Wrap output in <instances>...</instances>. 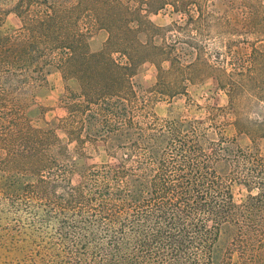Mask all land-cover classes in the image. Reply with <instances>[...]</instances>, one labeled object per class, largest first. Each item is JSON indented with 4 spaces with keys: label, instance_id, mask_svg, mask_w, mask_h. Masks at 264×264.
I'll return each instance as SVG.
<instances>
[{
    "label": "trees",
    "instance_id": "obj_1",
    "mask_svg": "<svg viewBox=\"0 0 264 264\" xmlns=\"http://www.w3.org/2000/svg\"><path fill=\"white\" fill-rule=\"evenodd\" d=\"M2 1L0 26L14 12L21 34H0V264H264V155L213 123L158 117L132 82L142 63L156 64L149 15L200 0ZM96 28L108 37L92 50ZM51 53L79 91L61 123L38 128L18 94ZM57 129L78 144L103 140L114 162L72 183ZM234 183L248 192L241 202Z\"/></svg>",
    "mask_w": 264,
    "mask_h": 264
},
{
    "label": "rangeland",
    "instance_id": "obj_2",
    "mask_svg": "<svg viewBox=\"0 0 264 264\" xmlns=\"http://www.w3.org/2000/svg\"><path fill=\"white\" fill-rule=\"evenodd\" d=\"M14 1L2 2L10 6ZM149 19L157 26L153 41L158 47L150 53L156 64L142 63L132 78L135 88H146L145 94L151 96L147 110L175 121L213 123L235 145L243 149L254 145L264 155V0H200L199 7L178 12L167 7ZM0 34H21V21L14 12L4 16ZM107 37L105 29H93L90 48H101ZM53 56L39 60L42 75L18 94L26 103L25 116L38 128L61 123L68 114L70 93L79 91L76 80L63 78ZM114 57L124 61L118 53ZM57 135L69 151L74 184L85 168L114 162L103 140L78 144L62 129ZM232 194L235 202H241L248 192L234 183ZM226 239L223 233L219 245L223 247Z\"/></svg>",
    "mask_w": 264,
    "mask_h": 264
}]
</instances>
